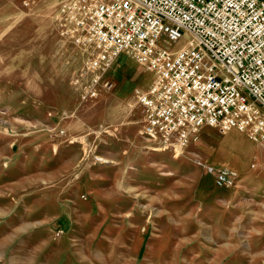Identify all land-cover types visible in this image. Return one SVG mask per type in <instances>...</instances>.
I'll use <instances>...</instances> for the list:
<instances>
[{
	"label": "rangeland",
	"instance_id": "rangeland-1",
	"mask_svg": "<svg viewBox=\"0 0 264 264\" xmlns=\"http://www.w3.org/2000/svg\"><path fill=\"white\" fill-rule=\"evenodd\" d=\"M23 1L0 0V264H264L259 143L204 125L160 148L133 97L151 73L128 54L81 102L88 52L61 34V0Z\"/></svg>",
	"mask_w": 264,
	"mask_h": 264
},
{
	"label": "built area",
	"instance_id": "built-area-1",
	"mask_svg": "<svg viewBox=\"0 0 264 264\" xmlns=\"http://www.w3.org/2000/svg\"><path fill=\"white\" fill-rule=\"evenodd\" d=\"M59 8L61 34L88 52L81 102L112 88L106 73L128 54L151 73L133 97L141 133L160 148L180 152L204 125L264 147L263 0H61ZM195 163L218 186L237 180L233 168Z\"/></svg>",
	"mask_w": 264,
	"mask_h": 264
},
{
	"label": "bare ground",
	"instance_id": "bare-ground-1",
	"mask_svg": "<svg viewBox=\"0 0 264 264\" xmlns=\"http://www.w3.org/2000/svg\"><path fill=\"white\" fill-rule=\"evenodd\" d=\"M137 72H140V70L138 69ZM138 75H140L139 78H143V76L145 75V72L138 73ZM135 78H136V77H135ZM224 153H225V152H224ZM221 155H222V154H221ZM223 157H224V155H223Z\"/></svg>",
	"mask_w": 264,
	"mask_h": 264
},
{
	"label": "crops",
	"instance_id": "crops-1",
	"mask_svg": "<svg viewBox=\"0 0 264 264\" xmlns=\"http://www.w3.org/2000/svg\"><path fill=\"white\" fill-rule=\"evenodd\" d=\"M263 1H264V0H263ZM141 80H142V79H141ZM258 146L264 149V147H263L261 144H258ZM260 196H264V194H263V193H260V194H259V197H260Z\"/></svg>",
	"mask_w": 264,
	"mask_h": 264
}]
</instances>
